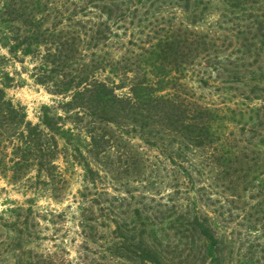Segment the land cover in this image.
Wrapping results in <instances>:
<instances>
[{
	"label": "rangeland",
	"instance_id": "1",
	"mask_svg": "<svg viewBox=\"0 0 264 264\" xmlns=\"http://www.w3.org/2000/svg\"><path fill=\"white\" fill-rule=\"evenodd\" d=\"M44 1L40 14L52 22L76 14L57 28L112 30L117 36L102 43L100 55L131 78L136 67L144 74L148 48L170 47L151 61L182 70L170 92L179 107L137 101L127 87L131 78L104 70L97 79L123 86L117 98L65 111L60 101L71 93H52L55 65L45 67L38 54L11 59L0 46L14 79L7 97L33 126L42 106L51 105L66 126L79 112L75 131L106 136L84 151L99 172L94 182L80 158L61 157L52 176L38 177L36 164L47 172L44 156L12 162L21 155L17 140L6 137L16 130L6 125L0 161L14 167H0V264H151L152 255L161 264H210L203 225L220 238L215 264H264V0ZM72 49L73 68L93 54L77 42ZM101 109L108 110L104 117Z\"/></svg>",
	"mask_w": 264,
	"mask_h": 264
},
{
	"label": "trees",
	"instance_id": "2",
	"mask_svg": "<svg viewBox=\"0 0 264 264\" xmlns=\"http://www.w3.org/2000/svg\"><path fill=\"white\" fill-rule=\"evenodd\" d=\"M46 6L44 0H0V46L7 50L11 59H18L20 55L33 56L38 54L44 59V62L41 63L45 67L53 69L52 66L55 65L52 71L55 72V77L51 81L55 83L57 89L52 90V93L63 97H67L71 93L69 100L60 101L61 108L65 111H79V109L85 111L91 105H94L93 103L96 101L103 102L105 107L106 104L110 105L111 99L117 98L116 89L123 86L109 85L108 80L97 79V73L105 70L109 74L111 72L112 75L119 77L120 80L131 78L128 75V70L124 69L125 66L108 63L100 55V46L113 35L112 30L110 31L107 25L108 30H94L92 28L81 30L83 29L82 24L80 25L81 31H68L65 28H57L63 22L64 17L65 20L67 19L71 23L74 21V15L76 14L74 12L65 13V16L59 22H57L58 17L55 16L56 21L52 22L50 20L51 15L40 14ZM74 31L75 34L72 35ZM113 36L117 35L114 34ZM74 42L80 45L82 51L90 50L93 53L89 58V62L83 59L78 68H73L74 63L70 64L72 61L75 62L74 57L71 56ZM152 46L154 47L144 48L147 49L146 52L152 51V54L148 56L149 58L140 63V66L144 67V74L139 72V67L132 70L133 76L127 87H129L132 98L137 101H148L151 98L165 99L171 109H177L179 105L175 106L177 102L170 92L175 91L177 88L180 79L178 77L182 74V70L176 66L175 68L165 66V63L158 62V60L152 62L153 54L160 53V55H163L170 50V47H163L164 45L160 43ZM9 57L0 54V144L5 141L4 138L6 137L9 138L8 140H17L16 148H14L15 153H17L15 156L21 155V159L17 161L12 158L11 161L20 165L21 160L27 159L30 154L36 159L44 156V165L47 172H43L44 169L40 167L42 162L36 164L39 167L37 169L39 172L38 177H40L44 173L52 176L51 169L56 168L55 162L61 157H64L66 162H69L70 159L78 160L80 158L78 163L85 170L86 179L94 182L95 175H98L99 172L94 170V167L87 161L84 151H87L88 144H92L91 147H93V143L100 142V139H106V136L103 133L97 134L93 130L87 132L84 130L75 131L76 119H80L79 114L81 113L79 112L78 115H74V113L70 115L74 126H66V119L60 113L61 111L51 105L42 106L40 123L33 126L32 122L27 120V113L22 106L15 104L11 98L7 97L6 89L11 87L14 81L13 76L3 63L5 60H9ZM60 63H64L69 69L64 72L58 70L56 73L55 68ZM108 68L111 71L107 70ZM141 75L144 79H140ZM89 80L93 83H86ZM39 83L45 85L47 80L40 79ZM107 112L108 110L101 109L103 117ZM6 125L12 126L16 132L6 136ZM45 130H47V134ZM60 140L64 142L62 150L59 148ZM84 160L86 162H82ZM0 162L2 168L10 169L14 167L7 166L6 161ZM16 175L13 176L16 177ZM53 197L58 198L57 194H54ZM29 209L32 210V207ZM202 228L206 258L211 259L210 264H215L216 260H219L217 259L216 249L219 247L220 238L213 233L209 226L203 225ZM153 233H155L154 228L152 229ZM151 246V244H148V249ZM146 261L151 264H161L157 255H152V258H147Z\"/></svg>",
	"mask_w": 264,
	"mask_h": 264
}]
</instances>
